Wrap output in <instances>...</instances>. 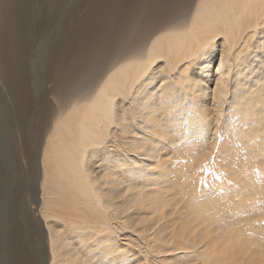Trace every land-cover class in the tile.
I'll return each instance as SVG.
<instances>
[{"label":"bare ground","instance_id":"obj_1","mask_svg":"<svg viewBox=\"0 0 264 264\" xmlns=\"http://www.w3.org/2000/svg\"><path fill=\"white\" fill-rule=\"evenodd\" d=\"M1 83L0 264H230L233 227L264 247V0H0ZM209 155L237 197L258 176L230 210L200 190Z\"/></svg>","mask_w":264,"mask_h":264},{"label":"rangeland","instance_id":"obj_2","mask_svg":"<svg viewBox=\"0 0 264 264\" xmlns=\"http://www.w3.org/2000/svg\"><path fill=\"white\" fill-rule=\"evenodd\" d=\"M76 2V1H78V0H73V2ZM36 6V5H35ZM36 11H38V8H36ZM0 87H2V83L0 84ZM0 91H4V89L3 88H1L0 89ZM3 94H4V92H3ZM226 138V137H225ZM224 138V139H225ZM4 138H3V135L2 136H0V141H2ZM224 141V140H223ZM217 149H220V147L218 146V147H216V149L215 150H217ZM178 150H176L175 152H172L171 153V156H172V160H173V162L174 163H176V164H183V163H181V162H179L180 160H182V158L180 157V155H179V153L177 152ZM204 160V159H203ZM204 163L207 165V170H204L203 169V167L201 168V171H203L205 174V176H203L202 177V179H205V180H202V179H200L199 180V182L200 181H202L201 183H202V185L199 183V184H197V185H201V186H203L201 189L199 188V187H197V191L198 192H201L202 190H203V192H204V190L206 191V192H202L203 193V196L204 195H206V196H204V197H206V198H211L212 199V195L210 196V195H208L209 193H211V191H212V194L215 196H213L214 198L213 199H215L216 198V200H218L219 202L221 201V199H222V203H219L218 201H216V200H214V201H212L211 200V203H213V204H211V205H213V206H215V207H210V205H208V210H210V211H212L214 208H216L217 206H219L220 204L221 205H226V207H228V209L229 208H231V206H230V203H231V205L232 204H234L235 205V200L237 199V198H239V197H243L241 200H243L244 199V197L246 196H248L249 194H251L252 192H253V186H255V185H257L258 183L257 182H259V181H257L256 179H257V177H254V180H255V183H253V182H250V181H252L253 180V178H249L250 179V181H249V179H247V180H245V182H243L242 180L243 179H239L240 177H238L239 175H238V173H237V176L236 177H238L237 179H235V184H236V182L238 181V182H243L244 184H245V186L242 188V191H243V193L245 192L244 191V189H246V191L247 192H249L248 194H247V192H245L246 193V195L245 194H242V196H240V194L238 195V197H237V195L235 194V192L233 191V190H235V188H233V183H234V180H232L231 178H229V180H227V178L229 177V175H228V173H229V171L232 169V166H229L228 165V163H227V159H222V158H218L217 157V155H212V156H210L209 155V158H208V160H206V161H204ZM259 164H261V163H258V166H259V169H261L263 166H264V163H262L263 165L261 166V168H260V165ZM225 169H224V168ZM182 169H184L185 171H186V173L189 171V168H188V165H184L183 167H182ZM226 169H228V170H226ZM233 169H234V167H233ZM256 169H258V167H256ZM258 169V170H259ZM263 169H264V167H263ZM263 169H261V170H263ZM220 170V171H219ZM226 171H228V172H226ZM264 171V170H263ZM236 172V171H235ZM261 173H263V172H261ZM206 175H207V178H205L206 177ZM227 176V178L226 177H224V176ZM223 176V177H222ZM224 178V179H223ZM168 178L166 177V183L165 184H170L169 182H168V180H167ZM170 179V178H169ZM172 179V178H171ZM171 179H170V182H171ZM232 180V181H231ZM237 180V181H236ZM253 180V181H254ZM194 181V180H193ZM196 181H198V180H195L194 182L196 183ZM213 181H214V183H213ZM191 183L189 184L191 187H195V186H193V185H195V183L194 182H192V181H190ZM219 182V183H218ZM221 182H224V184L223 185H221L220 183ZM193 184V185H192ZM216 184H217V186H216ZM219 184V185H218ZM212 185H215V189H217V194H215V192H216V190H214V187L212 186ZM218 186H219V188H218ZM221 186V187H220ZM222 186H224V188H222ZM232 186V187H231ZM208 187V188H207ZM213 189H212V188ZM229 187H231V189H228ZM196 188V187H195ZM220 188H222V189H225V191L224 192H220L221 191V189ZM172 189H174V187L173 188H171V190H169V191H171V192H167L168 194H169V196H168V194L165 192V195H164V197H162V198H164V200L166 201V204H167V202H168V204L169 205H167V208L165 209V210H167L168 209V212H169V216H171V215H173V217H172V219L174 220V222H175V227H174V232H176L175 230H177L178 229V226L179 225H181L182 223H183V221L181 220V219H185L186 217L185 216H183L182 217V215H183V213L185 214V212H188V210H187V208H186V210H185V207L187 206L186 204H187V202H186V199L188 200V196H186V198L185 197H183V196H185V195H183L182 193L180 194H177V190H172ZM176 189V188H175ZM198 189H200L201 191H199ZM210 189H212V190H210ZM179 190V189H178ZM208 190H210V191H208ZM228 190H231V191H228ZM223 191V190H222ZM207 192H209V193H207ZM229 192V193H228ZM231 192H234L233 194H231ZM225 194L224 196H225V198H224V196H223V194ZM171 194H173V195H171ZM221 194V195H220ZM226 194H227V196L228 197H231L230 198V201H229V199H227L226 198ZM236 195V196H235ZM244 195V196H243ZM170 197V198H169ZM217 197L219 198L220 197V200L219 199H217ZM233 197V198H232ZM235 197V198H234ZM153 198V197H152ZM162 198H160V200L161 201H163L164 202V200L162 199ZM200 198H203L202 196L200 197ZM199 198V199H200ZM205 199V200H210V199ZM185 201H184V200ZM223 199H225L224 201H226V204H224L223 202ZM233 199V201H234V203H233V201H231ZM171 200V201H170ZM173 200V201H172ZM176 200V201H175ZM182 200V201H181ZM201 200V199H200ZM204 200V201H205ZM240 200V199H239ZM254 200H259V198H256V199H254ZM204 201H203V199H202V202L204 203ZM171 202V203H170ZM174 202V203H173ZM182 202V203H181ZM184 202L186 203V204H184ZM206 202V201H205ZM228 202V203H227ZM214 203L215 204H217V205H214ZM219 203V204H218ZM178 204V205H177ZM199 205V204H198ZM229 205V206H228ZM233 205V206H234ZM177 206V207H176ZM204 206V205H203ZM170 207H171V209H173V210H171L170 209ZM185 211H184V210ZM212 209V210H211ZM233 209V208H232ZM232 209H231V211H232ZM179 210H181V211H179ZM230 210V209H229ZM178 211H179V213H178ZM172 212H174V213H172ZM182 212V213H181ZM172 213V214H171ZM159 213H156V215H158ZM182 217V218H181ZM170 218L171 217H169L168 219L170 220ZM179 218V219H178ZM167 220V219H166ZM176 220H177V224H176ZM180 220H181V222H180ZM187 220V219H186ZM185 220V221H186ZM189 220H190V218H189ZM185 221H184V223H185ZM188 222V221H187ZM262 223H264V222H262ZM197 224V223H196ZM195 222H193L191 225H189V227L187 226L185 229H183L182 231H180V233H184L185 235H193L194 237H192V238H194V240L191 242V244H190V246H196V247H204L202 250H204L203 251V253L205 254V247L212 241V240H210L209 239V237H207V236H209L210 235V229L213 227V225L214 224H211V223H205V224H203V228H202V226H198L197 228H201V229H197L196 227H195ZM207 225H209V227H206V229H204V226H207ZM176 228V229H175ZM234 229V231L230 228L228 231H227V233H229V234H231V236H234L235 235V239H232V237L228 234V236L229 237H231V239L228 237V236H226L227 238H224V239H222L221 241H220V244H221V252H220V257L221 258H228V261H230V264H235V256H234V254H235V252H236V250H238V249H241V251H242V253H244L245 255L243 256V257H241V259H242V262L241 263H239V264H264V247H261L260 249H258V250H256V251H249L248 253H246V249L247 248H250V245H251V239H250V237L248 236V235H246L245 233H243V230L241 231L239 228H236L235 229V227H233ZM182 229V227H180L179 226V230H181ZM239 229V230H238ZM186 230H188V231H186ZM195 230V231H194ZM212 230V229H211ZM184 231V232H183ZM190 231V232H189ZM198 231H200V232H198ZM231 231H233V232H231ZM179 232V231H178ZM130 235H131V238H130ZM127 236H129V238L132 240V243H129L128 244V246H127V249L128 250H135L134 248L135 247H133V244H134V246H139V248H142V252L143 253H145V250H144V248H145V246L141 243V241L138 239V238H135V236L133 235L132 236V233H131V231L129 230L128 231V233H127ZM137 240V241H136ZM139 240V241H138ZM227 240V241H226ZM231 242V241H233V242H231V243H228L229 241ZM138 243V244H137ZM142 245V246H141ZM252 247V246H251ZM223 252V253H222ZM223 254H224V257H223ZM142 256V258H143V254L141 255ZM183 256V260L185 261L186 259H189L188 258V255H182ZM129 257V256H128ZM187 257V258H186ZM150 258V261L149 262H147V260L146 261H144L143 263L144 264H150L151 263V261H153L151 264H156L155 262L156 261H165L167 258H158L157 260H156V258H152V260H151V257H149ZM186 258V259H185ZM202 258V255L200 256V258H199V260H201V261H203V259H201ZM155 260V261H154ZM232 261V262H231ZM187 262H191L190 264H194L192 261H188L187 260ZM174 264V263H172L171 261H169V264ZM142 264V263H141Z\"/></svg>","mask_w":264,"mask_h":264},{"label":"snow or ice","instance_id":"obj_3","mask_svg":"<svg viewBox=\"0 0 264 264\" xmlns=\"http://www.w3.org/2000/svg\"><path fill=\"white\" fill-rule=\"evenodd\" d=\"M204 170H207V165H204Z\"/></svg>","mask_w":264,"mask_h":264}]
</instances>
